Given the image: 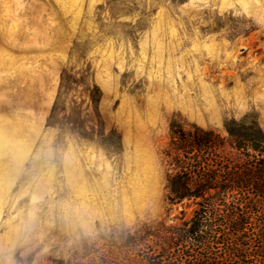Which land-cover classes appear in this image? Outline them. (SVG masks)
<instances>
[{"label": "rangeland", "instance_id": "1", "mask_svg": "<svg viewBox=\"0 0 264 264\" xmlns=\"http://www.w3.org/2000/svg\"><path fill=\"white\" fill-rule=\"evenodd\" d=\"M173 118L264 129V0H0V176L52 157L49 250L18 264L191 253L199 199L167 198Z\"/></svg>", "mask_w": 264, "mask_h": 264}, {"label": "trees", "instance_id": "2", "mask_svg": "<svg viewBox=\"0 0 264 264\" xmlns=\"http://www.w3.org/2000/svg\"><path fill=\"white\" fill-rule=\"evenodd\" d=\"M225 128L171 121L167 198L199 199L186 229L193 251L153 253L145 264H264V129L255 118Z\"/></svg>", "mask_w": 264, "mask_h": 264}, {"label": "clouds", "instance_id": "3", "mask_svg": "<svg viewBox=\"0 0 264 264\" xmlns=\"http://www.w3.org/2000/svg\"><path fill=\"white\" fill-rule=\"evenodd\" d=\"M51 153L38 151L30 160L14 159L6 176H0V264H18L17 257L47 253L46 228L41 205L51 180Z\"/></svg>", "mask_w": 264, "mask_h": 264}, {"label": "bare ground", "instance_id": "4", "mask_svg": "<svg viewBox=\"0 0 264 264\" xmlns=\"http://www.w3.org/2000/svg\"><path fill=\"white\" fill-rule=\"evenodd\" d=\"M7 134V133H6ZM11 136V135H10ZM8 140V138H6ZM3 134L0 132V143L3 142Z\"/></svg>", "mask_w": 264, "mask_h": 264}]
</instances>
